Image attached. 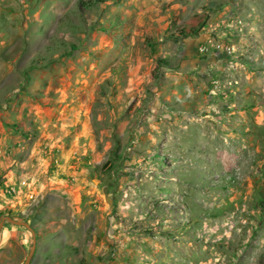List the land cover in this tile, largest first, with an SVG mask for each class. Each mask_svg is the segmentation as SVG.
I'll return each instance as SVG.
<instances>
[{
  "label": "rangeland",
  "instance_id": "1",
  "mask_svg": "<svg viewBox=\"0 0 264 264\" xmlns=\"http://www.w3.org/2000/svg\"><path fill=\"white\" fill-rule=\"evenodd\" d=\"M89 1L0 0V107L27 93L24 87L35 69L69 58L84 66L85 57H105L109 36L120 40L123 24L141 19L158 32L145 36L148 76L140 103L145 110L176 108L186 99L176 100L171 94L177 50L169 41L182 38L167 35L194 14L206 13L208 22L227 7L241 12L242 16L223 18L224 29L219 30L223 34L210 30L205 45L206 53L232 47L234 58L246 61V74L240 79L237 74L211 70L188 79L196 91L191 98L198 107L194 117L201 116V110L212 102L208 110L214 116L224 114L223 121L208 125L195 118L194 126H187L185 120L176 123L164 116V110L160 112L163 117L157 115L159 119L149 111L145 132L155 134L157 140L144 142L139 159L128 169L121 154L114 153L102 162L95 178L102 182L112 170L124 171L115 176L120 188L114 199L123 211L117 218H124L129 252L117 255L113 246L106 259L113 258L114 264H264V74H258L264 70V0H106L88 6ZM252 19L259 25L258 39L248 25ZM156 59L166 64L158 65ZM253 60L257 65L251 71ZM109 85L107 80L98 86L99 125L108 117L105 107L114 105L106 97ZM129 99L132 104L133 97ZM256 100L260 113L251 110ZM168 135L179 136L182 146L192 145V154L162 144L161 137ZM5 210L7 216L16 212Z\"/></svg>",
  "mask_w": 264,
  "mask_h": 264
},
{
  "label": "crops",
  "instance_id": "2",
  "mask_svg": "<svg viewBox=\"0 0 264 264\" xmlns=\"http://www.w3.org/2000/svg\"><path fill=\"white\" fill-rule=\"evenodd\" d=\"M232 15L243 14L227 7L198 34L169 41L177 50V62L171 72V94L176 100L186 99L185 104L175 105L176 108L147 107L145 110L140 103L148 76L146 50L149 46L144 42L145 36L158 32V29L143 25L141 19L135 24L125 22L120 40L109 36L104 46L105 57H85L84 66L81 61L69 58L65 63L59 61L35 69L24 87L27 93L21 92L8 106L0 107V176L4 178L0 181V220L7 216L6 208H13L16 212L10 216L25 220L34 233L26 227L19 229L20 225L8 226L4 222L0 230V264H24L33 243L34 251L28 264H114L113 258L106 259L112 255L113 246L117 255L129 252L122 225L124 218H117L123 211L117 209L119 201L114 199V193L120 188L115 176L124 171L114 169L102 182L95 177L102 162L114 153L121 154L120 160L128 169L139 159L142 144L157 140L155 134L145 132L150 121L147 120L149 111L156 112L153 115L159 119L164 110L163 115L174 118L176 123L185 120V125L194 126L198 107L193 106L191 98L196 91L188 82L194 74L217 70L237 74L240 79L246 74L243 73L247 70L246 61L237 60L221 49L208 52L211 56L200 51L210 36L209 31L215 29L216 33L223 34L219 31L224 29L223 18ZM248 15L257 16L256 12ZM256 22L252 19L247 23L258 39ZM261 49L264 50V44ZM254 69L250 63L249 70ZM258 74L263 75L264 70ZM107 80L110 85L105 90L106 97L114 105L105 107L108 117L105 116L106 122L101 121L99 125L97 112L102 107L100 109L95 102L99 84ZM129 96L133 97L132 104L127 100ZM212 104L208 103L207 109L201 110L203 114L197 116L198 121L208 125L223 121L224 114L214 116L208 110ZM259 107L256 100L251 110L260 113ZM4 123L9 124L5 127ZM256 127L261 128L260 125ZM46 140L57 148V163L46 157L40 148ZM161 141L165 145L172 144L174 151L192 154L193 146L187 143L182 146L179 136L168 135L161 137ZM22 177L29 179L27 189L20 190L15 197L5 195V186L16 184Z\"/></svg>",
  "mask_w": 264,
  "mask_h": 264
},
{
  "label": "built area",
  "instance_id": "3",
  "mask_svg": "<svg viewBox=\"0 0 264 264\" xmlns=\"http://www.w3.org/2000/svg\"><path fill=\"white\" fill-rule=\"evenodd\" d=\"M217 47L219 48L220 45H217ZM208 50L207 46H203L202 48H200V51L202 52H206ZM222 51H224L227 55H232V53L234 52V50L232 49V47L229 48H221ZM257 65V61H254L251 63V67L254 69L256 68ZM40 148L42 150V152H44L46 157H50L51 161L53 163H57L58 162V157L56 155L57 153V148L53 145V143L49 140L44 141L41 145ZM29 184V179L28 177H22L20 178L16 184H9L6 185L5 188L3 189V192L5 195L9 196V197H15L16 195L19 194L20 190H24L27 189Z\"/></svg>",
  "mask_w": 264,
  "mask_h": 264
},
{
  "label": "trees",
  "instance_id": "4",
  "mask_svg": "<svg viewBox=\"0 0 264 264\" xmlns=\"http://www.w3.org/2000/svg\"><path fill=\"white\" fill-rule=\"evenodd\" d=\"M106 0H90L87 5L90 6L94 2H105ZM208 19V15L206 13L194 14L188 20L184 21L181 25H179L173 33L167 35L170 39H179L191 35L198 34L199 31L206 24ZM158 65L166 64V61L161 59H156Z\"/></svg>",
  "mask_w": 264,
  "mask_h": 264
},
{
  "label": "water",
  "instance_id": "5",
  "mask_svg": "<svg viewBox=\"0 0 264 264\" xmlns=\"http://www.w3.org/2000/svg\"><path fill=\"white\" fill-rule=\"evenodd\" d=\"M5 221H8L10 223H13V224H17V225H22L24 227H26L27 229H29L32 233H34V230L32 228V226H30L27 222L25 221H19L17 219H15L14 217H11V216H4L1 220H0V230H1V227L3 226L4 222ZM34 243L33 245L31 246V249L24 261V264H28L29 263V260H30V257L31 255L33 254V251H34Z\"/></svg>",
  "mask_w": 264,
  "mask_h": 264
}]
</instances>
